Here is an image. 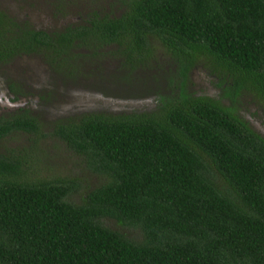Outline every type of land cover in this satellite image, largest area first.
I'll return each mask as SVG.
<instances>
[{"label": "trees", "instance_id": "1", "mask_svg": "<svg viewBox=\"0 0 264 264\" xmlns=\"http://www.w3.org/2000/svg\"><path fill=\"white\" fill-rule=\"evenodd\" d=\"M107 1L117 15L90 9L51 31L0 9V64L39 55L70 71L79 50L113 45L134 67L150 37L171 54L178 95L152 113L56 124L54 134L103 176L79 203L68 200L67 183L30 180L25 157L0 154V264H264V135L182 87L207 56L226 96L246 89L264 104V0ZM27 111L0 115V139L37 138Z\"/></svg>", "mask_w": 264, "mask_h": 264}, {"label": "rangeland", "instance_id": "2", "mask_svg": "<svg viewBox=\"0 0 264 264\" xmlns=\"http://www.w3.org/2000/svg\"><path fill=\"white\" fill-rule=\"evenodd\" d=\"M0 9L46 31L58 30L90 9L111 15L120 11L107 0H0ZM148 39L145 60L134 67L113 45L94 51L79 50L70 61V71H54L39 55H19L0 64V115L24 108L40 127L35 140L21 132L0 139V154L25 157L22 166L27 169L26 178L62 180L71 187L68 200L81 202L85 191L102 183L103 176L93 172L53 130L56 124H65L80 114L152 113L160 107L161 100L176 98L182 78L171 54L156 39ZM223 86L213 61L202 56L186 72L182 87L189 95L217 99L252 130L264 135L262 100L246 89L231 100L223 93ZM14 98L15 105L10 107ZM105 223L134 233L132 228L112 220Z\"/></svg>", "mask_w": 264, "mask_h": 264}]
</instances>
